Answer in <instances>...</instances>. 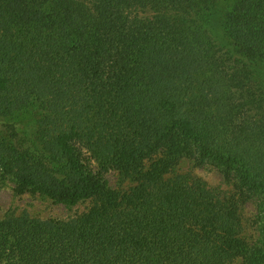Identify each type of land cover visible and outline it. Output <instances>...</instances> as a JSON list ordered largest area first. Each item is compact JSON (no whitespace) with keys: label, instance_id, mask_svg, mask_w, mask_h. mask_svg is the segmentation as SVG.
Instances as JSON below:
<instances>
[{"label":"trees","instance_id":"trees-1","mask_svg":"<svg viewBox=\"0 0 264 264\" xmlns=\"http://www.w3.org/2000/svg\"><path fill=\"white\" fill-rule=\"evenodd\" d=\"M0 177L89 202L0 264H264V0H0Z\"/></svg>","mask_w":264,"mask_h":264},{"label":"rangeland","instance_id":"rangeland-1","mask_svg":"<svg viewBox=\"0 0 264 264\" xmlns=\"http://www.w3.org/2000/svg\"><path fill=\"white\" fill-rule=\"evenodd\" d=\"M193 172L210 186L226 187L221 175L210 167L194 168ZM108 179L111 185L116 186V175L114 172L108 174ZM88 206L89 202H84L76 206L66 207L49 199L31 196L28 193L20 194L14 190L11 181L0 177V220L10 215L18 216L20 214H28L41 219L66 218L85 210ZM243 211L248 225L254 213V207L252 204H247Z\"/></svg>","mask_w":264,"mask_h":264}]
</instances>
